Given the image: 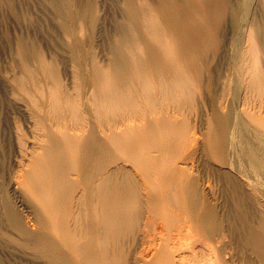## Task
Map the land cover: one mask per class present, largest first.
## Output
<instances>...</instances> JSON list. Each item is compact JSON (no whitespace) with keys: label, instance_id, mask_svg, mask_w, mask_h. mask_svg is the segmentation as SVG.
Listing matches in <instances>:
<instances>
[{"label":"rangeland","instance_id":"1","mask_svg":"<svg viewBox=\"0 0 264 264\" xmlns=\"http://www.w3.org/2000/svg\"><path fill=\"white\" fill-rule=\"evenodd\" d=\"M183 1L0 0V264H145L140 253L148 243L142 232L144 213L149 201L153 206L158 200L157 211L164 203L161 207L167 210L160 207L157 212L154 205L150 212L161 215L169 209L167 215H176L167 228H157L163 231L162 250L169 258L160 264H175L177 257L185 264H264V179L247 164L246 169L241 167L243 152L251 144L260 147L264 140L260 145L264 39L259 35L264 29V0ZM190 21L205 35L200 31L203 36L193 37L194 26L188 35L191 28L185 22ZM95 79L102 85L100 94ZM226 127L234 128V133ZM70 135L73 145L63 141ZM230 136H235L233 143ZM100 142L99 160L94 150ZM234 142L243 146L237 145L240 151ZM85 149L94 151L91 157L97 165L85 161ZM56 150L65 153L59 156ZM66 151L73 152L75 160L84 156L80 160L85 164L68 159L73 167L86 165L85 172L80 165L81 179L76 171L77 176L62 174L66 178L56 181L63 182L58 187L67 184L71 192L62 187L64 202L54 196L52 200L63 202L57 207L54 201L57 210L66 206L74 213L65 208L62 213L68 211L71 221H63L68 218L58 211L62 218L45 223L42 207L26 184L40 166L36 163L49 159V154L57 158L51 157L52 163L62 162ZM233 151H238L240 163ZM60 161H55L57 167L67 166ZM43 162V167L49 163ZM51 162L54 171L56 163ZM92 163L101 174L93 173ZM64 167L56 172L63 173L68 166ZM259 168L264 174L263 166ZM88 172L92 178L98 174L92 182L103 175L108 190L125 193L123 201L129 204L123 214L129 216H122L118 225L113 221L114 229L105 228L109 230L102 232L104 241L96 238L102 230L92 238L86 233L82 208L74 216L76 201L83 200L85 184L80 181H90L84 180ZM51 177L55 180L53 172ZM258 180L262 182L256 186ZM67 193L76 197L67 198ZM158 196L162 201H153ZM69 199L72 205L67 206ZM167 215L160 219L166 216L169 221ZM183 218L191 225L181 229L184 233L177 227Z\"/></svg>","mask_w":264,"mask_h":264},{"label":"bare ground","instance_id":"2","mask_svg":"<svg viewBox=\"0 0 264 264\" xmlns=\"http://www.w3.org/2000/svg\"><path fill=\"white\" fill-rule=\"evenodd\" d=\"M171 1V0H170ZM183 1V0H182ZM194 1V0H193ZM164 2V1H163ZM169 2V1H168ZM184 2V1H183ZM182 2V3H183ZM189 2V1H188ZM171 3V2H170ZM198 3H199V1H198ZM247 3V2H246ZM164 4V3H163ZM167 4V3H166ZM172 4V3H171ZM177 4V3H176ZM189 3H187V5H188ZM197 4V3H196ZM186 5V4H185ZM191 6V5H190ZM203 6V5H202ZM177 7H179V6H177ZM181 7V6H180ZM186 7V6H185ZM176 9V8H175ZM183 8H181V10H182ZM179 10V9H178ZM188 11H190V10H188ZM244 11V10H243ZM246 11V10H245ZM192 12V11H191ZM173 13V12H172ZM175 14V13H174ZM173 14V15H174ZM241 15H242V13H241ZM172 16V15H171ZM170 16V17H171ZM180 16V15H179ZM187 16H188V14H187ZM181 17V16H180ZM206 17V16H205ZM176 19H177V17H175ZM182 18V17H181ZM195 18V17H194ZM173 19H174V17H173ZM185 19V18H184ZM199 18H197L196 19V23H198L197 22V20H198ZM237 19V18H236ZM239 19H240V16H239ZM185 20H187V19H185ZM192 20V19H191ZM245 20V19H244ZM174 21V20H173ZM176 21V20H175ZM182 21V20H181ZM180 22V21H179ZM188 22H189V20H188ZM188 22H185V25L188 27V29L189 28H191V29H189L188 30V35L189 34H193V33H195V34H193V37H194V35H195V37H201L200 35H202V34H204L205 33V31L203 30V28H202V30L204 31L203 33H202V31H201V33L202 34H200V31L198 30L200 27H198V29H197V27L196 26H194V25H192L193 24V22H191V23H188ZM238 22V21H237ZM239 22L241 23L242 22V17H241V20H239ZM182 23V22H181ZM202 23V22H201ZM176 24V23H175ZM184 24V23H183ZM191 25H192V27H191ZM239 25V24H238ZM193 26L194 27H196V29H197V33L196 32H193V33H189V31L190 30H196L195 28H193ZM236 26H237V24H236ZM242 26V25H241ZM244 26V25H243ZM263 27H264V25H262ZM261 26V27H262ZM179 27V26H178ZM177 27V28H178ZM181 27V26H180ZM184 27V26H183ZM203 27V26H202ZM262 27V28H263ZM176 29V28H175ZM184 30V29H183ZM242 30H243V28H242ZM180 31V30H179ZM249 31V30H248ZM247 31V34L249 33ZM254 31V30H253ZM262 31H263V33H262V35H259V37H262V39H264V29H262ZM182 32V31H181ZM187 32V31H186ZM183 33V34H186L187 35V33ZM237 32V31H236ZM261 32V31H260ZM175 33H177V32H175ZM240 33H241V31H240ZM250 33H252V32H250ZM171 34V33H170ZM180 34V33H179ZM179 34H178V36H179ZM196 34H197V36H196ZM200 34V35H199ZM246 34V35H247ZM156 35V34H155ZM174 35V34H173ZM181 35H182V33H181ZM187 35V36H188ZM199 35V36H198ZM205 35V34H204ZM255 35V34H254ZM184 36V35H183ZM186 36V37H187ZM203 36V35H202ZM244 36V35H243ZM190 37H192V36H190ZM248 37H249V35H248ZM254 37V36H253ZM258 37V36H257ZM250 39V38H249ZM255 39V38H254ZM237 40V39H236ZM239 40V39H238ZM248 40V39H247ZM251 41H252V39H250ZM259 40V39H258ZM251 41H248L249 43L251 42ZM256 41V40H255ZM239 42V41H238ZM259 42V41H258ZM252 43L253 42H251V45H252ZM240 44V43H239ZM263 44V43H262ZM261 44V45H262ZM245 45V44H244ZM248 45V44H247ZM254 45V44H253ZM255 46H256V44H255ZM261 47V46H260ZM263 48H264V46H262ZM244 48V47H243ZM242 48V49H243ZM246 48V47H245ZM248 48V47H247ZM252 48V47H251ZM254 49V48H253ZM253 49H252V51H253ZM247 50V49H246ZM256 50V49H255ZM248 52H250V50L248 49L247 50ZM247 51H245L246 53H247ZM261 51H262V49H261ZM261 51L259 52V53H261ZM243 52V51H242ZM264 52V51H263ZM252 53V52H251ZM257 53V52H256ZM255 54V53H254ZM249 55V54H248ZM252 56V55H251ZM122 62V61H121ZM124 63V62H123ZM119 64H121V63H119ZM119 66V65H118ZM124 66H125V64H124ZM121 67V65L119 66V68ZM119 68H117V69H119ZM122 68H123V65H122ZM121 69V68H120ZM119 72H120V70H119ZM99 75V74H98ZM98 77H100V78H97V80L98 79H100L99 81H101V76H98ZM96 80V79H95ZM96 80V81H97ZM95 82V81H94ZM98 83V84H97ZM101 83H102V81H101ZM101 83H100V86L102 87V85H101ZM96 88H97V92L100 94V86H99V82L97 81L96 83ZM94 85V84H93ZM94 87V86H93ZM95 87H94V89H95ZM102 89V88H101ZM96 90V89H95ZM101 96V95H100ZM97 104H99L101 101H99V100H97ZM101 104V103H100ZM99 104V105H100ZM98 106V105H97ZM100 108L102 109V107L100 106ZM97 109H98V107H97ZM232 111V110H231ZM98 113H100V111H98ZM231 113V112H230ZM231 114H234V110H233V113H231ZM231 114L230 115H228L229 117L231 116ZM98 115H101V114H98ZM234 115H236V113L234 114ZM237 116V115H236ZM236 116H235V118H236ZM227 118V120L228 119H230V118ZM234 117V116H233ZM232 118V117H231ZM232 119H234V118H232ZM237 119V118H236ZM218 120H220V118L218 119ZM223 120H225V119H223ZM227 120H225L226 122H227ZM231 120V119H230ZM220 121H222V120H220ZM224 121V122H225ZM235 121V120H234ZM228 122H229V120H228ZM232 122H233V120L232 121H230V123L232 124ZM222 124H223V121L221 122ZM237 123H238V121H237ZM236 123V124H237ZM242 123V122H241ZM240 123V124H241ZM221 124V126H223ZM228 124V123H227ZM226 124V125H227ZM231 124H229V126L231 125ZM238 126L237 127H240L239 126V124H237ZM243 126H244V124H242ZM246 125V124H245ZM225 126V125H224ZM228 126V125H227ZM234 126H236V125H234ZM233 126V127H234ZM242 126V128H246L247 129V127L246 126H244L243 127ZM249 126V125H248ZM236 127V128H237ZM223 127H221L220 129H222ZM241 128V129H242ZM244 128V129H245ZM249 128V127H248ZM79 129V128H78ZM226 129H227V127H226ZM229 130L231 129V127L230 128H228ZM227 129V130H228ZM232 129H234V128H232ZM232 129H231V131H227V132H231L232 133ZM239 129V128H238ZM77 130V129H76ZM80 130V129H79ZM249 130V129H248ZM251 130H252V128H251ZM256 130V129H255ZM254 130V131H255ZM78 131V130H77ZM225 131V130H224ZM224 131H223V129H222V133H224ZM235 131V130H234ZM254 131H251V132H253L254 133ZM227 132H225L226 133V135L227 134H229V133H227ZM241 132H243V130H241ZM246 132V131H245ZM221 133V132H220ZM234 133V132H233ZM232 133V134H233ZM238 133V132H237ZM247 134L248 133H250V132H246ZM253 133L252 134H250V135H253ZM80 134V133H79ZM260 134H262V133H260ZM259 134V135H260ZM225 135V134H224ZM225 135V136H226ZM235 135V134H234ZM236 135H238V134H236ZM235 135V136H236ZM246 134H244V137H246L245 136ZM257 135H258V133H257ZM69 136V135H68ZM71 136V139L68 137V139L67 138H65V140H63L66 144L68 143L69 145H73L74 144V140H73V138H74V136L73 135H70ZM75 136H76V133H75ZM80 135H77L76 137H79ZM219 136H221V134L219 135ZM227 136H229V135H227ZM234 136V137H235ZM238 136H240V135H238ZM254 136H255V133H254ZM253 136V137H254ZM263 135H260V140L262 139V138H264V136L262 137ZM73 137V138H72ZM222 137V136H221ZM234 137H233V139H234ZM252 137V138H253ZM259 137V136H258ZM227 138H231V136L230 137H227ZM226 138V139H227ZM250 138H251V136H250ZM254 138H256V137H254ZM62 139H64V136H63V138ZM220 139H222V138H220ZM232 139V138H231ZM231 139H229V140H231ZM232 139V143H233V141H235V140H233ZM259 139V138H258ZM256 140V139H254L255 141H259V140ZM224 140V139H223ZM223 140H219V142H223ZM244 140H246V138H244ZM244 140H239V141H243V142H246V141H244ZM249 140V139H248ZM247 140V141H248ZM253 139L251 140V141H254ZM263 140V139H262ZM262 140L261 141H259V144H260V142H262ZM62 141V142H63ZM227 141H228V139H227ZM227 141H225L224 140V142H225V144H226V142ZM238 140L236 139V142H237ZM221 142V143H222ZM224 142H223V144H224ZM228 142H231V141H228ZM236 142H234V147H236L238 144V142L236 143ZM243 142H241V144L243 143ZM236 143V144H235ZM240 143V142H239ZM247 143V142H246ZM263 143H264V140H263ZM263 143H261L260 145V147H254L253 146V144H251L252 146H249V141H248V145L247 144H245V143H243V144H245V145H247V146H249V148H251L249 151L247 150V152L246 151H244L243 152V149H241L242 150V152L245 154V156H242L241 155V159L244 161V165H241V167H243L244 169H246L245 168V166H246V164L251 168V169H253V172H256V173H254V175L256 174V176L258 177V179H264V174H262V172H261V169L259 170L258 169V167H260V166H263V169H264V146H263ZM63 144V143H62ZM223 144H220V145H223ZM257 144V143H256ZM64 145V144H63ZM230 145V144H229ZM229 145L227 144V146L229 147ZM232 145V148H231V146H230V148L233 150L234 148H233V144H231ZM245 145H244V147H245ZM86 146V145H85ZM89 146V145H88ZM88 146H86L87 148H88ZM226 146V145H225ZM238 146H240V144L238 145ZM238 146H237V149H238ZM259 146V145H258ZM227 147V148H228ZM240 147H243V146H240ZM223 148H225L224 147V145H223ZM227 148H226V151H227ZM248 147H246V149H249ZM88 149H90V148H88ZM95 149V148H94ZM93 149V150H94ZM231 149H230V151H228L230 154H231ZM86 150V149H85ZM85 150H83V151H85ZM229 150V149H228ZM239 151H240V149H238ZM245 150V149H244ZM55 151V150H54ZM56 151H58V150H56ZM95 151V155L96 154H98V157H100L99 156V154H101L102 155V151H103V146H102V143L100 142L99 144H97V147H96V150H94ZM94 151L92 152V149L91 150H86V153H87V158H86V160L85 161H87V163H89V164H91V162H93V160H92V155H93V153H94ZM224 151H225V149H224ZM226 151H225V153H226ZM235 151H236V149H235ZM47 152H49L48 151V149H47ZM51 152H53V150L51 151ZM67 152H69V151H66V153ZM71 152V151H70ZM70 152L67 154V155H63V157L61 156V158L62 159H64L62 162L60 161V160H55V161H60L61 163H62V166L63 165H67L68 166V168L67 169H65L64 171L62 170V172L63 173H60V172H56V170L57 171H60L61 169H63V167H61V165L59 166V167H57L58 165H59V163L57 164L55 161L53 162V163H56V168H54V171H52L53 170V168L51 167V166H49L48 164L51 162V161H49L50 160V158L52 157H54V155H56L57 156V152H55V154L54 153H52V154H54L53 156H51L50 154H49V159H44V160H40V162H38V163H36V164H40V166H41V164H42V166H41V168L40 169H38V170H36L38 167H40V166H38L37 167V165H35L37 168H35V166H34V168H35V170H34V172L32 171V173H31V176L29 177V180H28V182H27V184H26V188H27V190L29 191V193L30 194H32V195H34L35 196V198L37 199H35L36 200V202H38V204L42 207V215H43V221L45 222V223H50V221L49 220H51V221H53V220H55V216H56V220H57V217H59V215H61V214H63V217L65 218V216H67V218L68 219H65V220H63V221H66V220H70L71 221V218H69V213H68V211L67 210H71V208L70 207H66L65 205V208L67 209L66 211L67 212H63L62 213V211H65V208H64V210L62 209V211L61 210H57L56 209V206L57 207H63L62 206V203L64 202V199L62 198V193H60L61 191L59 190V189H63L62 187H64V185L63 186H61V188H59L58 187V184H60V183H63L64 181L63 180H65V176H68L69 174H70V176L69 177H71V174H73L72 176H74V174H75V171H76V174L80 171L79 169H81V171L80 172H82V168L84 169V168H86V165H81V164H78V163H80V161L81 162H83V164H85V162L83 161V160H80L81 158L83 159V157L84 156H82V155H79V156H77V158H79L80 156H82L81 158H79L78 160H79V162H78V160L76 159L75 160V158H73V156H75L76 157V155L75 154H73V152H71L72 154H73V156L70 154ZM234 152V151H233ZM232 152V153H233ZM241 152V153H242ZM62 153L63 152H61L60 151V155H62ZM65 153V152H64ZM63 153V154H64ZM235 153V152H234ZM233 153V155H236L237 153H238V151H237V153H235L234 154ZM70 154V155H69ZM83 154H84V152H83ZM240 154V153H239ZM45 155H47L46 153H45ZM58 155H59V151H58ZM59 155V156H60ZM84 155H86V154H84ZM226 155H228V154H226ZM56 156L54 157L55 159H57L56 158ZM228 156H230V155H228ZM237 156V155H236ZM45 157V156H44ZM70 157L71 158H73L75 161H73V162H75L76 163V161L78 162L77 164L79 165V167H80V165H81V167L82 168H79L78 166L77 167H73V162H72V166L70 165V163H69V159H70ZM53 158V159H54ZM69 158V159H68ZM95 158V157H94ZM97 158V157H96ZM226 158H227V156H226ZM236 158V157H235ZM238 158V160H236ZM237 158L236 159H234V157L233 158H231V159H234V160H236V161H238V163H240L241 161H239V156H237ZM58 159H59V157H58ZM97 159H101V157L100 158H97ZM97 159H96V162H97ZM228 159V158H227ZM240 159V160H241ZM47 160H48V162H47ZM71 160V159H70ZM43 161H46V163L44 164V166L46 165V167H43V163L42 162ZM53 161V160H52ZM68 161V162H67ZM228 161V160H227ZM231 161V160H230ZM233 161V160H232ZM235 161V162H236ZM66 162V163H65ZM94 163V164H96L97 165V163ZM52 163V162H51ZM52 163V164H53ZM67 163H69V164H67ZM92 163V166H93V173L94 174H96V173H98V171L97 172H95V169H94V164ZM232 163H234V162H230L229 164H232ZM238 163H236V164H238ZM243 163V162H242ZM51 164V165H52ZM88 164V165H89ZM236 164H235V166H236ZM53 165H55V164H53ZM52 165V166H53ZM76 165V164H75ZM98 165H99V162H98ZM67 166H65V167H67ZM92 166H91V168H92ZM100 166H101V164H100ZM247 166V167H248ZM50 167V168H49ZM54 167V166H53ZM64 167V168H65ZM88 167V166H87ZM97 167V166H96ZM60 168V169H59ZM89 168V167H88ZM87 168V169H88ZM98 168H100L99 166H98ZM236 167H234V169H235ZM239 168V167H238ZM237 168V169H238ZM243 168L241 169V170H243ZM262 168V167H261ZM59 169V170H58ZM86 169V170H87ZM90 169V168H89ZM77 170H79V171H77ZM92 170H87V171H92ZM97 170V169H96ZM99 170V169H98ZM101 170V169H100ZM239 170V169H238ZM249 170V169H248ZM87 171H86V173H87ZM237 171V170H236ZM264 171V170H263ZM52 172H53V176H55V180L54 179H52V177H51V174H52ZM83 172H85V169L83 170ZM250 171H248V173H249ZM252 172V173H253ZM54 173H56L57 175H58V177L59 176H61L62 174L63 175H65L63 178H62V176H61V178H58L56 175H54ZM60 173V174H59ZM99 173H100V171H99ZM98 173V174H99ZM75 174V175H76ZM97 174V175H98ZM101 174V173H100ZM249 174H251V173H249ZM78 175V174H77ZM76 175V176H77ZM80 175L82 176H84V173L82 174V173H80ZM90 175V176H89ZM97 175H95V176H97ZM246 175V174H245ZM252 175V174H251ZM251 175L249 176L250 177V180L252 179V178H254V177H251ZM79 176V175H78ZM92 172H90V174H89V172H88V174L86 175V178L87 179H84V178H82V179H84V180H88L89 182H87V181H80L81 182V184H82V182H84V184L85 185H83V186H85V188L83 189V191L81 192V193H83L81 196H82V198H83V200L81 201V202H78L77 203V201H76V205L75 204H73V208H78V207H80V208H82L83 209V211L84 212H82V213H85V217L87 218V222H88V224L86 225V221L84 222V224H85V226H88V228H89V230H88V232L86 231V233H91V234H89V235H91L90 237L92 238V234L93 233H98L99 231H101V234H102V232L104 231V232H107V231H105V228L107 229V228H110L109 226H111V225H113L114 224V222H116V225H118V223H117V221H120V223L121 222H123L124 221V219H125V217H127L126 216V214L128 213H126L125 214V216H123V214H124V211L126 212L127 210L125 209V208H128L127 206H129V204L127 205V202H125V201H123L124 199H125V197L123 196V195H125V193L124 194H122V192L121 191H118V192H121V194L120 193H118V192H116V193H118V195H116L114 192L116 191H114V192H110V190H108V185L106 184L107 182H105V181H103L102 182V180H103V175H99L100 176V178L98 179L97 177H96V179H98V180H94V182H92V179H94L95 178V176H94V178H92ZM253 176V175H252ZM68 177V178H69ZM245 177V176H244ZM248 176L246 175V178H247ZM257 177H256V179H257ZM54 178V177H53ZM56 178L58 179V180H56ZM102 178V179H101ZM245 178V179H246ZM62 179V181L63 182H56V181H60V180ZM76 179V178H75ZM79 179H81V177L79 176ZM249 179V178H248ZM256 179H254V180H256ZM67 180V179H66ZM249 180V181H250ZM253 180V179H252ZM259 181H261V180H258L257 181V183H254L253 181V183L257 186L258 185V183H259ZM76 182H78V178H77V181ZM86 182V183H85ZM262 182V181H261ZM65 184V183H64ZM145 184H147V183H145ZM67 185V184H66ZM66 185H65V190L66 191H68L66 188H70L69 186H67L66 187ZM69 185V184H68ZM148 185V184H147ZM146 185V186H147ZM60 186V185H59ZM260 186V185H259ZM257 187V188H259V190H261L260 189V187ZM81 187H82V185H81ZM148 187V186H147ZM149 188V187H148ZM262 188V187H261ZM264 188V187H263ZM262 188V189H263ZM71 189V188H70ZM69 189V190H70ZM150 190V189H149ZM63 192H64V190H62ZM65 191V192H66ZM81 191V190H80ZM112 191V190H111ZM69 192H71V190L70 191H68V193ZM67 193V194H68ZM72 193H73V190H72ZM262 193V192H261ZM63 194H65V196H66V193H63ZM263 194V193H262ZM61 195V196H60ZM121 195V196H120ZM156 195V194H155ZM159 195V194H158ZM160 195H162V194H160ZM54 196V198H61V201H62V199H63V202L62 203H59L58 202V200H56V199H54V201L55 202H58L59 204H61V205H59L58 206V203H56V206H55V202L52 200V197ZM58 196H60V197H58ZM64 196V195H63ZM69 194L67 195V198H73L74 196H75V194H73L72 196L70 195L69 197ZM123 196V197H122ZM157 196V195H156ZM76 197V196H75ZM122 197V198H121ZM80 199H81V197H79ZM153 198V197H152ZM155 198H158V199H161L159 196L158 197H154V200L153 201H156V199ZM157 199V200H158ZM52 200V201H51ZM68 200V199H67ZM77 200L79 201V199H78V197H77ZM148 200H150L149 198H148ZM148 200H146V201H148ZM151 200V201H152ZM60 201V200H59ZM65 201H66V197H65ZM71 201H75V200H71ZM153 201H152V203H153ZM159 201V203H161L160 202V200H158ZM158 201H156L157 203H158ZM161 201H162V199H161ZM164 201V200H163ZM70 202V199H69V201H67V206H69V204L71 203H69ZM155 202V208H154V205L152 206L151 205V203H150V201H149V203H150V206H149V203H147V207H148V210H147V207H146V210L147 211H149L150 210V208L151 207H153L154 209H156L157 208V206L159 205V204H157ZM165 202V201H164ZM75 203V202H74ZM81 203V204H80ZM126 203V204H125ZM66 204V203H65ZM165 204V203H164ZM164 204H160V206L158 207L159 209H160V207H161V205H163V206H165ZM70 205H72V203L70 204ZM127 205V206H126ZM150 207V208H149ZM76 208V209H77ZM153 208L151 209V210H153ZM166 208V207H165ZM165 208L163 209V207H161V209H160V211H163V210H165ZM60 209V208H59ZM75 209V210H76ZM81 209V210H82ZM159 209H158V211H159ZM73 210V209H72ZM131 210V209H130ZM166 210H167V208H166ZM171 210V209H170ZM58 211H61V214H59V213H57ZM77 211V210H76ZM80 210H79V208H78V211L75 213V215L74 216H77L76 214L79 212ZM132 211V210H131ZM130 211V212H131ZM147 211H145L146 213H144V216H146V218L144 219V223H143V227H144V229H143V227H141V230H142V232H143V234L145 235H143V237H145L146 239H147V241H148V243L145 245L144 243V248H142L143 249V251H141L140 253H142L143 252V254H141L142 256H143V259H144V261H145V264H149V263H151L152 261H154V262H152L151 264H154L155 262H156V260L155 259H157V262H158V260H159V264H160V260L162 261V262H164L168 257V253L166 254V252H165V250L163 249L162 250V247H165V246H162V244L161 243H163L162 241H163V237L161 236V233H163V231L161 232V229H163V227H165V228H167V223H170V221L173 219L171 216H176L175 214H174V210H172V211H170V213L171 212H173V213H171V215L169 216V215H167L166 213L167 212H169V209H168V211H164L163 212V214L165 213V215H167V216H169V221H168V218H166V216L164 217V218H161L160 219V216H162L163 214H158L157 212V209L155 210V211H157V212H148L147 213ZM154 211V210H153ZM177 212V211H176ZM55 213H57V215L55 214ZM70 213L73 215V211H70ZM154 213H156L157 214V216L154 214ZM162 213V212H161ZM170 213H168V214H170ZM179 212H177L176 214L177 215H179L180 216V214H178ZM182 213V212H181ZM59 214V215H58ZM65 214V215H64ZM70 214V215H71ZM133 214V213H132ZM145 214H147V215H145ZM174 214V215H173ZM183 214V213H182ZM201 214V213H200ZM128 216H129V214H127ZM160 215V216H159ZM74 216H72L74 219H76V217H74ZM122 216L124 217V219H122V221H121V218H122ZM184 216V215H183ZM187 216V215H186ZM189 216V215H188ZM54 218L53 220L51 219V218ZM61 217V216H60ZM59 217V218H60ZM71 217V216H70ZM131 217H132V215H131ZM163 217V216H162ZM202 217V216H201ZM204 217V216H203ZM202 217V218H203ZM210 217L211 216H209V219H210ZM59 218H58V220H59ZM62 218V217H61ZM63 218V219H64ZM167 219V221H166V219ZM182 218V217H181ZM185 218V217H184ZM184 218H183V221H180L181 222V224H179L178 225V223H177V227H178V229L179 230H181V229H183V228H185V229H189L190 228V226L189 225H187L186 224V219L184 220ZM201 218V219H202ZM205 218V219H204ZM203 219L204 220H209L208 218H206V217H204ZM83 219H84V214H83ZM163 219L165 220V222H166V224H165V226L164 225H162V224H164L163 222L161 223V221H163ZM202 219V220H203ZM161 220V221H160ZM174 220H176V219H174ZM178 220H181V219H179V217H178ZM191 220V219H190ZM203 220V221H204ZM62 221V220H61ZM114 221V222H113ZM127 221V220H126ZM143 221V220H142ZM186 221V222H185ZM194 221V220H193ZM72 222H74V223H76L74 220L72 221ZM71 222V223H72ZM174 222H176V221H174ZM174 222H172V223H174ZM178 222V221H177ZM179 222V223H180ZM189 222V221H188ZM192 222V221H191ZM205 222V221H204ZM51 223H53V222H51ZM68 223H69V221H68ZM78 223V222H77ZM142 223V222H141ZM140 223V224H141ZM193 223V222H192ZM73 224V223H72ZM79 224V223H78ZM175 224V223H174ZM190 224V223H189ZM212 224V223H211ZM43 225V227H47L46 226V224H42ZM80 225L81 224H79L78 225V228L80 227ZM172 225V224H171ZM76 226H77V224H76ZM114 226V225H113ZM113 226H111V228H113ZM169 226V225H168ZM208 226V225H207ZM214 226V225H213ZM54 227V226H53ZM52 226H51V228L52 229H54ZM161 228L160 230H158L157 228ZM171 227V226H170ZM172 227H173V225H172ZM175 227V226H174ZM177 227L175 228L176 230H177ZM209 227H211V226H209ZM77 228V229H78ZM81 228V227H80ZM85 228H87V227H85ZM116 228V227H115ZM145 228H147V229H145ZM148 228H149V230H148ZM114 229V228H113ZM215 229V228H214ZM168 230V229H167ZM112 231V230H111ZM181 231H183V230H181ZM189 231V230H188ZM103 232V233H104ZM176 232V231H175ZM175 232H173V233H175ZM186 232H187V230H186ZM109 233V232H108ZM179 233V232H178ZM181 233V232H180ZM182 233H184V231L182 232ZM181 233V234H182ZM96 234H94L93 236H95ZM105 234V233H104ZM104 234H102V236L100 235V233L98 234V235H100V236H96V238L98 239V238H101V237H103V235ZM110 234V233H109ZM168 234H169V232H168ZM171 234V233H170ZM180 234V235H181ZM107 235V234H106ZM105 235V236H106ZM176 235V234H175ZM174 235V236H175ZM182 236V235H181ZM173 237V236H172ZM176 237H178V236H176ZM95 238V237H94ZM145 238H143V239H145ZM180 238V237H179ZM178 238V239H179ZM97 239H94L95 241H98ZM106 239V238H105ZM145 239V240H146ZM176 239V238H175ZM100 240V239H99ZM103 241H104V237H103V239H102ZM140 240H141V238H140ZM162 240V241H161ZM91 241H93V239L91 240ZM102 241V242H103ZM180 242V241H179ZM178 242V243H179ZM181 243V242H180ZM164 245V244H163ZM143 246V245H142ZM181 247V246H180ZM191 247V246H190ZM181 249V248H180ZM180 256V255H179ZM182 256V255H181ZM141 257V256H140ZM160 257H162L161 259H158V258H160ZM169 259V258H168ZM182 259V258H181ZM181 259H179L178 257L176 258V260H175V264H182V260ZM184 263V262H183ZM155 264H158V263H155ZM162 264H164V263H162ZM167 264V263H166ZM169 264V263H168ZM185 264V263H184Z\"/></svg>","mask_w":264,"mask_h":264}]
</instances>
